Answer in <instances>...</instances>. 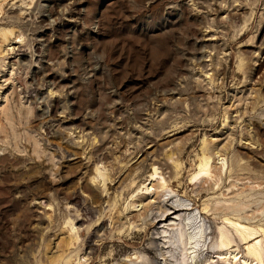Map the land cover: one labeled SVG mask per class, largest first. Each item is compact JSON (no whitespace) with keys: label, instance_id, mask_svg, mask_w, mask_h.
Segmentation results:
<instances>
[{"label":"rangeland","instance_id":"rangeland-1","mask_svg":"<svg viewBox=\"0 0 264 264\" xmlns=\"http://www.w3.org/2000/svg\"><path fill=\"white\" fill-rule=\"evenodd\" d=\"M257 241L264 0H0V264H264Z\"/></svg>","mask_w":264,"mask_h":264},{"label":"bare ground","instance_id":"bare-ground-1","mask_svg":"<svg viewBox=\"0 0 264 264\" xmlns=\"http://www.w3.org/2000/svg\"><path fill=\"white\" fill-rule=\"evenodd\" d=\"M44 20L45 19H48V15H46L44 18H43ZM14 87V86H13ZM208 152V151H207ZM210 156H208V155H206V154H204V156H203V158H202V161H201V163H200V165H201V172H199V173H202V172H204V173H206L207 172V164H208V161L210 160V158H209ZM158 164V163H157ZM168 166V165H167ZM213 166V165H212ZM161 171L159 172V171H157L156 170V172H159V174L160 175H162L163 176V180L164 181H171L169 178H170V176L168 177V179L165 177V175L168 173V168L167 167H160L159 168ZM212 171H214V172H216V173H220V170L218 169V166L215 164L214 165V168L212 169ZM170 172V171H169ZM162 183V182H161ZM160 185H162V184H160V181L158 182L157 181V183H154V184H152L151 186L153 187H155V189H156V192H155V196H160V192L159 191H157V188L160 186ZM148 188L149 187H147L146 189L148 190ZM210 189H212V186H209V190ZM139 201L140 202H143L144 200L143 199H139ZM149 204L150 203H148V204H145V205H143V208H145V207H147V206H149ZM137 204H136V202H134L133 203V206H136ZM142 205V204H141ZM131 207V206H130ZM173 209H172V211H169L168 213H167V215H165L166 216V218H164L163 217V219H167V218H170L172 215L171 214H173L174 215V213H176L178 210H188V208H186V207H172ZM205 209V208H204ZM212 209H214L215 211H218V210H221V211H223L224 210V208H216V207H212ZM225 211V210H224ZM223 211V212H224ZM226 213V215L227 214H229V211L227 210V211H225ZM195 216V215H194ZM194 216H189L188 217V220H189V222H191V224H190V227H194V230H195V232L193 231V233L192 234H190V239H191V241L192 240H195V239H198V237H199V235H201L200 234V230H199V225H198V223L195 221V219H194ZM226 219H227V221H229L230 222V219H229V217L228 216H226ZM233 223V225L237 228V229H240V227H241V224L240 223H238V222H232ZM243 228V227H242ZM244 228H245V226H244ZM246 229V228H245ZM222 231V230H221ZM254 230L252 229V232H250V230H248L247 231V234H245V233H241L242 235H243V238L245 239V238H247V237H249V238H254L255 237V233H256V231L257 230H255V233L253 232ZM242 232V231H241ZM246 232V231H245ZM223 233V232H222ZM223 237V236H222ZM189 239V240H190ZM195 242V241H194ZM258 242H260V241H257L256 243H254V244H252V245H254L252 248H251V251H252V253L254 252V255H256L257 257L256 258H258V257H261V255H262V253H264V248H262L260 245H259V247H261V248H259V249H257V247H256V245L258 244ZM224 245H226V244H228L229 242L228 241H226L225 242V239H224V241L222 242ZM155 244H156V241L153 243V245L152 246H149L148 247V251H153L154 249H155ZM229 245V244H228ZM251 246V245H250ZM191 248H193V247H191ZM195 249V248H194ZM260 264H262V262L260 263Z\"/></svg>","mask_w":264,"mask_h":264}]
</instances>
